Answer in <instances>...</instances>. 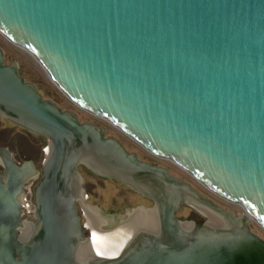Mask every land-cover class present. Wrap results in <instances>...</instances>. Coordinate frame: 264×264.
Listing matches in <instances>:
<instances>
[{"label": "water", "instance_id": "water-1", "mask_svg": "<svg viewBox=\"0 0 264 264\" xmlns=\"http://www.w3.org/2000/svg\"><path fill=\"white\" fill-rule=\"evenodd\" d=\"M0 35L69 102L243 211L44 99L0 49V116L49 141L40 172L29 161L0 181V264H79L77 252H93L76 210L78 166L154 204L98 211L107 247L87 264H264L250 227L264 231V0H0ZM35 180L25 227L19 195ZM183 205L205 223L180 221Z\"/></svg>", "mask_w": 264, "mask_h": 264}, {"label": "flooded vegetation", "instance_id": "flooded-vegetation-1", "mask_svg": "<svg viewBox=\"0 0 264 264\" xmlns=\"http://www.w3.org/2000/svg\"><path fill=\"white\" fill-rule=\"evenodd\" d=\"M106 136L111 135H108L106 131ZM116 140L120 142L128 152L135 153L139 161L167 169V167L153 163V161L141 158L137 152L131 151L121 141H119L118 139ZM47 150H49V141L46 138L29 132L24 128L16 126L7 119L0 116V181L2 185H6L7 175L8 173L10 174L13 171L14 167H21L22 164H25L29 161L34 162V165L40 172L41 164L45 159ZM42 157L43 161L40 165H38V162ZM77 170L82 179L81 182L84 193L82 195V201L78 200L76 202V210L82 223L81 225L83 237H85L87 245L91 246L93 249V252L88 254H80L81 251L77 252V259L79 264H87L86 261L90 256L97 257L101 255L103 250L107 247V238H105L107 233L102 232L100 228H108V226L107 224L102 225V223L100 222L99 212L108 215L116 213L124 214L125 211H127L128 209H133L136 207L150 209L152 211L154 210V204L150 199L139 195L136 191L132 190L127 186H124V184L120 183L117 180L95 175V173L89 171L88 169L82 166H78ZM167 171L169 172L170 176L185 181L186 183H188V185L195 189V187L191 185V183H189L188 181L172 174L169 169H167ZM19 179L23 180V178ZM36 182V180L32 182H23L22 193L21 195H19V200L21 203L19 207L20 217L22 220L21 222L25 224V227H28V223L34 220L33 208L35 207V202L33 193ZM107 185L114 188L115 191H106L108 190L106 188ZM199 185L201 184L199 183ZM30 187H33V193L31 194H29ZM195 190L199 192L203 197L208 198L209 201H211L215 205L220 206L213 202L210 197H207L197 189ZM183 209L189 210V212L191 214H194V216H204L198 211H195L194 208L188 205H183L177 210V212H175V216L182 222L194 223V225H202L207 220L206 216H204L205 219L203 221H199L198 219H194L192 217L188 218V216L182 218V216H180V213Z\"/></svg>", "mask_w": 264, "mask_h": 264}, {"label": "rangeland", "instance_id": "rangeland-1", "mask_svg": "<svg viewBox=\"0 0 264 264\" xmlns=\"http://www.w3.org/2000/svg\"><path fill=\"white\" fill-rule=\"evenodd\" d=\"M0 49L4 53L5 63H9L11 60L17 61L20 75L25 79L26 82L35 85L40 91L39 93L43 98L54 101V103H56L62 110H69L71 112H74L75 114H77L79 120L83 123L91 122L106 129L108 135H111V137H115L116 139L121 141L131 151L137 152L141 158L167 167V169H169L172 174L179 176L191 183V185H193L195 189L199 190L207 197H210L213 202L220 205L224 209L232 211L236 215L243 214L242 209L238 207V205L225 202L224 199L218 198L217 196L211 194L210 191L199 185V183H197L192 176L184 172L182 168L177 167L176 165L170 163L168 160L153 157V155H151L149 152L140 148L139 145L126 137L125 134L112 127L110 123L84 112L83 110L79 109V107L69 102V100L61 94V92L55 87V85L50 82L46 74L36 64V61L29 54H27L26 51L20 49L17 46H14L13 43L7 41L1 35ZM250 227L253 234L264 240V231L262 228L252 222H250Z\"/></svg>", "mask_w": 264, "mask_h": 264}]
</instances>
